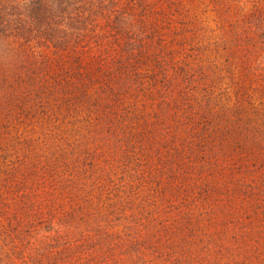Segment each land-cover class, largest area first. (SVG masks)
Segmentation results:
<instances>
[{
	"label": "trees",
	"instance_id": "1",
	"mask_svg": "<svg viewBox=\"0 0 264 264\" xmlns=\"http://www.w3.org/2000/svg\"><path fill=\"white\" fill-rule=\"evenodd\" d=\"M0 264H264V0H0Z\"/></svg>",
	"mask_w": 264,
	"mask_h": 264
},
{
	"label": "rangeland",
	"instance_id": "2",
	"mask_svg": "<svg viewBox=\"0 0 264 264\" xmlns=\"http://www.w3.org/2000/svg\"><path fill=\"white\" fill-rule=\"evenodd\" d=\"M210 27H212L213 29H216V24L214 22H211Z\"/></svg>",
	"mask_w": 264,
	"mask_h": 264
}]
</instances>
